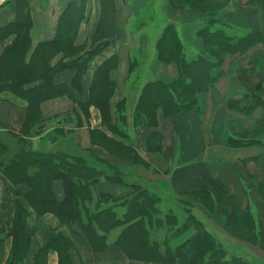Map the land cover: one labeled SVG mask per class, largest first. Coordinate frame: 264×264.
Wrapping results in <instances>:
<instances>
[{
  "label": "crops",
  "instance_id": "obj_1",
  "mask_svg": "<svg viewBox=\"0 0 264 264\" xmlns=\"http://www.w3.org/2000/svg\"><path fill=\"white\" fill-rule=\"evenodd\" d=\"M261 1L264 2L251 0L254 4L259 3L260 8L257 9L258 13H255L256 9L249 12L246 9V21L237 16L238 10L235 11V8L231 10L233 18L223 15L224 9L230 7V2L238 5L243 0H224L218 10L237 32L264 31V6ZM72 2L80 4L81 0H29V13L33 22L32 49L55 37L60 17ZM115 6L116 32L111 38L97 42L109 41L110 44L91 61L81 89L72 84L75 71L65 70L64 76H57L58 83L70 87L72 96L65 95L43 102V122L37 127L40 132L29 138L32 148L37 151L45 149L82 155L91 165L99 164L107 172H119L128 182L161 196L162 200L157 204L160 212L155 220L161 221L162 226H148L150 239L159 244L161 252H165L166 243L172 248L185 244L189 264L194 249L201 243L199 238L208 233L216 237L222 244L221 249L228 252L230 258L239 256L235 253L237 249L233 248L237 245L235 236L228 226L236 220L237 215L245 214L248 217L243 224L250 228L251 217L243 212L255 214L254 225L259 247L255 249L251 245L242 244L237 246L238 249L247 247L248 255L243 256L246 264H264V146L260 142L264 141V133L248 136L257 125L264 131V88H261L264 86V44L258 43L244 53L227 57L221 68V78L207 92L198 94V103L193 110L171 116L159 112L158 125L147 131L142 126L133 125L135 105L144 86L155 80L172 84L179 77L176 64H165L156 56V43L161 35L154 41L155 35H158V28L152 23L154 13L162 15L165 26L168 21L176 22L182 40L192 47L191 54L195 55L205 52L204 39L198 31L207 16L192 8L175 9L168 0H115ZM150 7L154 8V13L148 16L146 12ZM101 13V0H88L87 19L81 24L76 45H85L86 50L92 48V39L100 23ZM16 17V0H0V27L14 22ZM240 28L243 30H239ZM149 31L153 35H149ZM13 39L14 37L10 40ZM61 58L62 55L57 56L52 63ZM111 58L116 61L115 68L111 71V79L115 83V93L111 99L112 124L117 122L116 106L125 100L129 136L123 138L103 125L97 106H86L95 71ZM143 65L146 66V71L140 72ZM255 91L257 94L253 96L254 102H251ZM2 97L0 142H5L9 136L21 134L26 120L27 102L8 92L3 93ZM93 130L96 140L100 139L98 131L101 130L109 137L131 146L133 156L137 155L139 158L138 162H128L123 157L118 159L111 155L99 142L93 140ZM154 131L157 134L153 135ZM139 133H142V137ZM231 137L253 138L259 143L233 146ZM94 148L101 149L102 154L95 152ZM10 184L0 166V233L5 230L3 238L10 232L15 216L13 196L10 220L8 223L3 220L4 202L11 192ZM26 187L19 186L20 192L25 193ZM56 189L61 194L60 183H57ZM131 189L103 180L95 191L97 194L109 193L119 199L128 195ZM204 189L211 193V198L207 195L200 196V204L203 202L206 205L211 199L215 207L210 214L195 200ZM117 211L123 214L125 209L119 206ZM169 213L178 215L179 226L175 225L174 228L173 224L166 223V215ZM32 215V218L27 215L29 223L25 226L26 232L30 228L28 234L32 236L31 244L36 238L39 223L53 236L64 231L75 243L71 256L74 254L75 259H72L77 264H167L130 259L116 244L123 227L111 231L106 250L91 253L81 238L79 227L61 225L51 213L42 217H36L34 213ZM171 227L175 230L171 231ZM53 236L28 253L26 264L34 262L33 253L44 247ZM244 240L251 242L249 238ZM11 244V237L0 243V264H8ZM186 263L187 261L176 260L174 264ZM41 264H59L58 253L51 250L42 255Z\"/></svg>",
  "mask_w": 264,
  "mask_h": 264
},
{
  "label": "trees",
  "instance_id": "obj_2",
  "mask_svg": "<svg viewBox=\"0 0 264 264\" xmlns=\"http://www.w3.org/2000/svg\"><path fill=\"white\" fill-rule=\"evenodd\" d=\"M223 1L207 0V5L203 7L198 5V0H186L180 4L175 0H168L175 9L192 8L207 16L198 31L204 39L205 52L191 54L192 47L182 40L176 22L168 21L156 43V56L165 64H176L179 77L172 84L155 80L144 86L134 109L135 127H156L159 112L171 116L193 110L198 103V94L207 92L221 78V68L227 57L244 53L258 43L264 44V31L237 32L223 18L222 13L219 14L218 9ZM16 2V20L0 27V43L14 37L0 56V101L3 100V93L8 92L27 102L26 120L21 134L9 136L6 143L0 142L1 172L11 183L9 190L15 196L12 228L4 238L5 230L0 233V243L12 238L7 263L25 262L32 242V236L25 230V218L33 211L36 217L51 213L58 218L61 225L79 227L96 252L106 250L111 231L123 227L116 244L130 259L167 264H174L176 260L186 262L185 244L172 248L166 243L165 252H161L159 244L150 239L148 226H162L161 221L155 220L160 212L157 204L161 202V196L128 182L119 172H107L102 165H91L82 155L45 149L37 151L29 141V138L40 132L37 127L43 122V102L65 95L72 96L70 87L58 83L57 76L65 70L74 69L76 75L72 84L81 89L83 77L92 59L110 44L109 41L99 44L97 42L111 38L116 32L115 0H101V19L90 50H86L85 45H76L81 24L87 19L88 0H81L80 4L70 3L60 17L55 37L39 43L35 49H32L33 22L29 13V0ZM261 2L264 6V2ZM59 55L62 58L52 63ZM115 64L114 58L107 59L95 71L86 106H97L103 125L123 138L129 136L125 100L116 106L117 122L112 124L111 99L115 93V83L111 79V71ZM98 133L100 139L96 140L95 131H92L95 142H99L113 154L129 157L133 163L138 162L139 158L137 155L133 156L134 150L131 146L109 137L104 131L100 130ZM155 134L157 131H154L153 135ZM244 139L231 137L230 142L233 146L259 143L253 138ZM103 180L130 187L132 191L119 199L109 193L97 194V185ZM57 183L62 186L61 195L56 191ZM21 185H26L29 191L21 193ZM205 195L211 198L207 189L200 194ZM21 199H24L25 204ZM211 202L206 204L207 208L215 207ZM119 206L125 209L123 214L118 213ZM243 213L249 215L248 211ZM166 219V223L174 226L180 221L175 213H169ZM211 236L208 233L205 240L200 241L197 263L212 257V264H223L216 258L220 256L227 264L240 260L246 264L243 257L230 258L229 253L218 247ZM74 248L75 243L71 236L59 231L35 255V264H41L42 255L51 250L58 253L59 264H77L71 256Z\"/></svg>",
  "mask_w": 264,
  "mask_h": 264
},
{
  "label": "rangeland",
  "instance_id": "obj_3",
  "mask_svg": "<svg viewBox=\"0 0 264 264\" xmlns=\"http://www.w3.org/2000/svg\"><path fill=\"white\" fill-rule=\"evenodd\" d=\"M178 4H180V3H185L186 2V0H175ZM199 2H198V5L199 6H206L207 5V0H198ZM155 2V1H154ZM223 3V2H222ZM261 3V2H260ZM229 5H230V7L228 8V9H224V11H223V15L224 16H229V17H231V18H233L231 15V10L233 9V8H235L236 10L235 11H237L238 10V17L240 16V19L241 20H244V21H246V19H245V12H246V9H248V12H249V10L251 11V9H256V11H257V9L258 8H260V4L258 3V4H254L253 2H251V0H243V2H242V4L240 3V4H238V5H235V3H232V2H230L229 3ZM149 11V12H148ZM147 12H146V15H148V16H151V14L152 13H154V8H152V7H150L149 8V10H148ZM230 13V14H229ZM241 13V14H240ZM255 13H258V11L257 12H255ZM219 14H221L220 12H219ZM249 14V13H248ZM236 19H237V17H236ZM165 19L162 17V15H157V14H155L154 13V15H153V21H152V23H155L156 24V27L158 28V32H157V34L158 35H155V38H154V41H157V37H159V35H161L162 34V32H163V30H164V28L166 27L165 26V21H164ZM229 23H231V22H229ZM152 29V28H151ZM240 30L242 31L243 29L242 28H240ZM243 32V31H242ZM149 35H153V33L152 32H150L149 31ZM13 37V36H12ZM12 37H10V38H8V39H6V40H3L1 43H0V56L4 53V51H5V49L12 43V41L10 40ZM155 43V42H154ZM104 51V49L100 52V53H98L96 56H98V55H100L102 52ZM95 56V57H96ZM94 57V58H95ZM229 57H231V56H229ZM93 58V59H94ZM92 59V60H93ZM71 71H75L74 69H70ZM140 72H145L146 71V66H142L141 68H140ZM219 70V69H218ZM76 72V71H75ZM87 74V73H86ZM85 74V75H86ZM84 75V76H85ZM251 86H254V85H252V83H251ZM261 88H264V86L262 85L261 86ZM253 95H252V97H251V102H254V97L253 96H255V94H257V91H255L254 93H252ZM250 97V96H249ZM263 97H264V95H263ZM263 101H264V98H263ZM27 113V112H26ZM142 128H146V130L147 131H150L152 128H153V126H149V125H143L142 126ZM264 133V131H263V129H261V127L259 126V125H257V126H254V130L251 132V134H248V136H257V134L258 133ZM244 140H246V138L244 139ZM260 142H262V144H264V141H260ZM103 147V146H102ZM103 148H105V147H103ZM111 155L113 154L110 150H108V148H105ZM114 156H116V158H118V159H120V158H125V160H129L128 162H130V158L129 157H125V156H122V155H116V154H113ZM29 191V188L28 187H26V188H24V192L25 193H27ZM60 193H62V190H60ZM61 195V194H60ZM195 200H196V202L198 203V204H200V201H201V199H200V195H199V197H196L195 198ZM211 201H209V203H210ZM212 203V202H211ZM200 206L202 207V209L205 211V212H207V214H210V213H213V211H212V209H214L213 208V206H211V208H207V206L202 202V204H200ZM33 213H34V211H33ZM35 214V213H34ZM249 215H250V217H251V227L249 228V227H246L243 223L245 222V220H247V215H245V214H239V215H237L236 216V220L235 221H232L230 224H229V226H228V228H229V230L231 231V233L235 236V239H236V243L235 244H237V245H239V244H242V245H245V246H250L251 245V247H253V248H255L256 249V247H259L258 246V243H257V240L259 239L257 236H256V234H257V230H256V228H255V226H254V223H255V214H251V212H249ZM240 219V220H239ZM175 225H178L179 226V223L177 222ZM174 228H175V226H173ZM173 227H171V231L172 230H175ZM254 227V228H253ZM177 228V227H176ZM28 231L30 232V228L28 229ZM29 232H26L27 234L29 233ZM81 232V231H80ZM206 236H207V234H206ZM206 236L205 235H202V237H200L199 238V240L200 241H203V240H205V238H206ZM242 237V238H241ZM81 238L83 239V241H84V243H85V245L87 246V248L90 250V252L91 253H100V252H96L95 250H93V248H92V246L90 245V243L88 242V240H87V238L85 237V235L81 232ZM243 238H249V239H251V242H249V241H247V240H244ZM211 239H213V242H215L216 244H217V246L218 247H222L221 245V243L216 239V237L214 236V235H212L211 236ZM189 246H190V244H188ZM188 245H187V247H188ZM199 243H198V245H197V248L196 249H194V253H193V257H192V259H191V263L190 264H212V257H207V259H205V261L204 260H201L199 263H197L196 262V257H197V252H198V250H199ZM237 245H235V246H233V248L236 250L237 249V251L235 252L237 255H239V257H243V256H245V255H248V253H247V247L245 248V249H238V246ZM121 248V247H120ZM42 249V248H41ZM40 250V249H39ZM39 250L37 251H35L34 253H33V258H35V255L39 252ZM121 250L123 251V249L121 248ZM234 250V251H235ZM124 252V251H123ZM252 252V251H251ZM125 253V252H124ZM126 254V253H125ZM28 255V254H27ZM127 255V254H126ZM128 256V255H127ZM220 256H217L216 258L218 259V261H221V263H223V264H227V263H225V262H223V260H221V258H219ZM35 264V261L33 262H31V264ZM187 263H188V258H187ZM24 264H26V262L24 263ZM189 264V263H188ZM234 264H244L243 263V261L242 260H240V261H238V262H235Z\"/></svg>",
  "mask_w": 264,
  "mask_h": 264
},
{
  "label": "bare ground",
  "instance_id": "obj_4",
  "mask_svg": "<svg viewBox=\"0 0 264 264\" xmlns=\"http://www.w3.org/2000/svg\"><path fill=\"white\" fill-rule=\"evenodd\" d=\"M64 71L61 72L59 75H58V78L64 76ZM140 134V137H142V133H139ZM95 152H97L98 154H102V151L101 149L99 148H94ZM109 161H111L110 158H108ZM55 186L57 187V184H55ZM56 191L58 192V189H56ZM13 196L14 194L12 192H9L7 197H6V200L4 202V216H3V220L8 223L9 220H10V217H11V213H12V207H13ZM22 202L25 204V201L24 199H21ZM29 215L30 217L32 218V213L29 212ZM29 221L27 220V218H25V226L28 225ZM37 233H36V238L34 240V242L31 244L32 248H30V251H32L33 249H35L37 247V245L43 241H45L46 239H48L49 237L53 236L51 232H49L47 230V228L42 224V223H39L37 224ZM72 258H74V254H72ZM29 263V262H28Z\"/></svg>",
  "mask_w": 264,
  "mask_h": 264
}]
</instances>
